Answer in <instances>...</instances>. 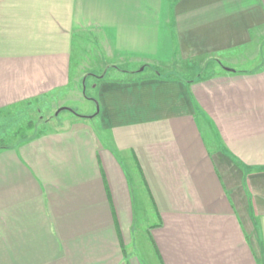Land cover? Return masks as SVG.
I'll return each mask as SVG.
<instances>
[{"label": "crops", "instance_id": "1", "mask_svg": "<svg viewBox=\"0 0 264 264\" xmlns=\"http://www.w3.org/2000/svg\"><path fill=\"white\" fill-rule=\"evenodd\" d=\"M263 33L264 0H0V111L66 92L83 37L128 67L94 77L93 116L0 151V264H264V59L147 74Z\"/></svg>", "mask_w": 264, "mask_h": 264}, {"label": "rangeland", "instance_id": "2", "mask_svg": "<svg viewBox=\"0 0 264 264\" xmlns=\"http://www.w3.org/2000/svg\"><path fill=\"white\" fill-rule=\"evenodd\" d=\"M73 56V84L66 92L0 111V146H6L7 149L13 148L23 141L31 140L47 132L64 129L79 115L93 116L95 106L91 100L95 98L93 90L95 78L110 77L113 74L116 75L115 71L123 72L122 70L128 69V67L117 66L109 59L104 43L99 38L93 41L91 38L83 37L81 42L75 45ZM220 59L222 64L217 59L206 65L202 61L194 62L192 66L189 63L178 62L173 65L167 64L149 69L147 74L152 75L154 74L152 72L160 71L174 78L182 76L195 78L197 74H212L205 73L207 66L211 67L212 72L217 69L222 70L220 67H233L246 71L260 69L264 59V33L259 34L249 47L230 53L228 56H222ZM137 69L140 68L137 67ZM117 74V76H124ZM146 208L148 212L146 211L142 218L140 212H135L136 217L140 215V226L137 229H145L153 222L150 204L146 203Z\"/></svg>", "mask_w": 264, "mask_h": 264}, {"label": "trees", "instance_id": "3", "mask_svg": "<svg viewBox=\"0 0 264 264\" xmlns=\"http://www.w3.org/2000/svg\"><path fill=\"white\" fill-rule=\"evenodd\" d=\"M221 69H227L226 67H221ZM211 70V67H206L205 69V73L208 74L209 72H211L212 74L210 75H202V74H197L195 78H187V77H180V79H183V80H186L188 83L189 82H198V81H201V80H204L206 78H209L211 76H213L215 74V71H210ZM208 71V72H207ZM98 115V113L96 114ZM80 118H87L86 116H82V115H79ZM23 142H26V141H23ZM3 149H7L6 146H0V150H3Z\"/></svg>", "mask_w": 264, "mask_h": 264}, {"label": "water", "instance_id": "4", "mask_svg": "<svg viewBox=\"0 0 264 264\" xmlns=\"http://www.w3.org/2000/svg\"><path fill=\"white\" fill-rule=\"evenodd\" d=\"M227 70H229V69H227Z\"/></svg>", "mask_w": 264, "mask_h": 264}]
</instances>
